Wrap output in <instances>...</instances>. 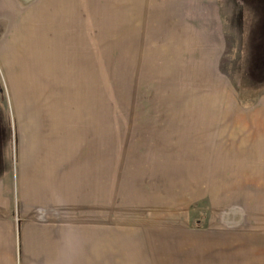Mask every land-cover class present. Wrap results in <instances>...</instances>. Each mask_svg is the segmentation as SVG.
I'll list each match as a JSON object with an SVG mask.
<instances>
[{"label":"rangeland","instance_id":"obj_1","mask_svg":"<svg viewBox=\"0 0 264 264\" xmlns=\"http://www.w3.org/2000/svg\"><path fill=\"white\" fill-rule=\"evenodd\" d=\"M256 229L264 0H0V264L59 236L77 264H160L169 243L195 264Z\"/></svg>","mask_w":264,"mask_h":264},{"label":"crops","instance_id":"obj_2","mask_svg":"<svg viewBox=\"0 0 264 264\" xmlns=\"http://www.w3.org/2000/svg\"><path fill=\"white\" fill-rule=\"evenodd\" d=\"M60 186L61 184L59 186L55 185V187H57L55 189H60ZM61 237L63 238V236H59L56 239L54 238V240L51 241L54 245L51 244L50 247L48 249H45L44 252L37 253L35 255L36 260L31 262H36L38 264L39 261L42 260L44 262L43 264H77V260L81 262L80 259H82V255L80 253V255L77 256L78 253L76 252L81 245L77 244L76 242L73 243L71 241L72 243L70 246L72 249L67 250L64 246L67 244L66 242L68 239L65 240L67 238L65 237L63 238V240L59 241L58 239ZM74 238L76 239V237ZM95 240V235H92L91 241L96 242ZM193 241L194 240H189L187 238V245H181L180 243L182 242H179L178 244H176V248H178V251H183V248L191 246L198 248L199 245H192ZM208 241L209 242L207 250L200 251L193 256L186 253L184 259H181V263L186 260L185 262L190 261V263H193L194 261L195 264H205V261L203 260H205L207 251L210 248V252H213L215 256H209L210 261H212L209 264L215 263L213 259L218 260L217 264H264V230L259 231V229H256V231H254L253 233L224 231L223 233H217L216 235L211 236ZM75 244L76 246H73ZM98 245L99 244L95 243L94 248L98 247ZM202 247L204 248V243ZM97 249L98 248H96V250ZM68 252H70V256L68 255ZM72 252L75 255H73ZM162 252L164 253V257L161 256V258H158V260H160V264H173V262L175 261L178 262V259L174 256V254L176 253H174V249L170 243L168 245H165Z\"/></svg>","mask_w":264,"mask_h":264}]
</instances>
